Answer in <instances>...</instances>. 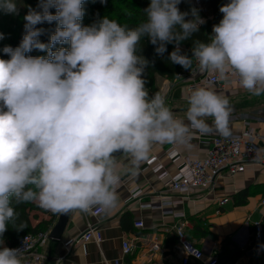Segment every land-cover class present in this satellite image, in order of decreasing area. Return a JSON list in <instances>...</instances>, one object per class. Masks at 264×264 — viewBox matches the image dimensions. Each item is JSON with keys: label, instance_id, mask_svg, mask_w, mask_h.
I'll list each match as a JSON object with an SVG mask.
<instances>
[{"label": "clouds", "instance_id": "1", "mask_svg": "<svg viewBox=\"0 0 264 264\" xmlns=\"http://www.w3.org/2000/svg\"><path fill=\"white\" fill-rule=\"evenodd\" d=\"M181 2L150 0L145 21L134 28L107 16L82 25L85 0H40V11L29 9L22 40L4 46L9 58H0V237L24 203L53 214L115 209L119 153L128 155L127 171L136 175L155 144L190 146L193 130L232 135L230 100L213 89L191 91L187 123L164 95H149L143 78L149 62L138 54L144 37L158 55L174 43L169 59L185 70L231 74L245 91L264 94V0L222 4V19L207 42L194 41L191 57L179 45L206 21L195 8L182 12ZM0 11L17 14L16 0H0ZM45 22H56L48 43L36 27ZM57 44L68 47L53 51ZM34 49L47 55H27ZM21 255L22 249L0 246V264H22Z\"/></svg>", "mask_w": 264, "mask_h": 264}, {"label": "crops", "instance_id": "2", "mask_svg": "<svg viewBox=\"0 0 264 264\" xmlns=\"http://www.w3.org/2000/svg\"><path fill=\"white\" fill-rule=\"evenodd\" d=\"M158 81L161 82V86L158 84L160 93L165 98L170 93L175 99L181 97V89L175 81L169 82L164 79ZM171 84L172 87L177 88L175 90L169 88ZM243 93L249 92L239 88L230 92L231 97L235 98L242 96ZM256 101L259 105L252 111H232L230 128L232 133H239L244 129V119H250L252 127L259 130L258 144L264 148V94L257 96ZM169 108L176 118L187 123L186 117L179 113L175 104ZM206 122L212 124L210 120ZM211 133L218 134L216 131ZM189 144L190 146L167 143L153 145L149 159L139 165L136 175L127 171L132 167L127 154L123 153L116 157L118 168L122 173L120 184L116 189L117 207L109 212L103 210L96 217L85 216L79 211L70 212L60 238L48 239L40 249L44 256V264L69 262L114 264L115 260L122 264H180L181 248L176 243L171 244L174 235L173 226L180 221L176 214L183 215V219L188 223L186 229L188 231L193 230V220L201 219L205 226L207 224V233L192 240L203 251L204 260L213 257L219 251L223 238L227 237L238 248L249 246L245 255L233 264H264V226L260 239L254 238L251 230L253 221H263L262 225H264V206L260 204V200L264 197V167L247 166L242 172L233 176L223 172L206 191H196L191 197L180 199V195L167 191V178L160 179L157 173L153 172L148 161L155 157L168 176L173 175L181 162V157L202 156L208 148L206 142L199 141L195 130L192 132ZM173 149L178 154L176 158L169 156ZM136 190L138 196L131 198L130 195ZM243 190L248 191L245 203L235 205L234 195ZM166 195L175 200L174 203L170 207H159L157 205L159 199ZM221 198H227L228 201L218 206L217 201ZM57 218L58 214L49 227L48 234L52 231ZM86 219L101 233V241L98 244L92 241L77 243V239L86 227ZM136 223H142V226L137 227ZM123 241H129L133 245V251L128 256L122 254ZM151 244L157 245L159 250L149 251ZM219 264H227V262Z\"/></svg>", "mask_w": 264, "mask_h": 264}, {"label": "built area", "instance_id": "3", "mask_svg": "<svg viewBox=\"0 0 264 264\" xmlns=\"http://www.w3.org/2000/svg\"><path fill=\"white\" fill-rule=\"evenodd\" d=\"M194 68L195 62L193 63ZM174 81L181 89L182 99L185 100H187L191 91L197 86L213 89L223 96L228 95L235 88L244 90L239 85L238 77L231 74L220 78L217 73L183 70L176 75ZM250 121V119L245 118L244 129L239 133H232L228 138L219 133L216 135H212V133L202 135L196 131L199 141L206 142L208 148L202 156L185 155L181 157V162L173 175L168 176L155 157L151 158L148 164L151 165L153 172L157 173L160 179L167 178V191L180 195V199H187L196 191H206L223 172L229 176H233L236 173L242 172L247 166L264 167V148L257 141L260 137L258 135L259 130L252 127ZM169 156L174 158L175 156L178 157V154L173 149L169 153ZM136 196H138V190L130 195L131 198ZM159 200V204L157 205L162 208L170 207L175 201L168 195L163 196ZM227 201V198H221L217 201V205L222 206ZM260 204L264 206V197L260 200ZM148 206L150 207V205ZM102 211L103 209L94 208L90 212L84 213V215L96 217ZM176 216L180 221L173 226V232L177 238V244L182 251L180 264H187L189 261L203 259V251L186 240L185 230L188 227V223L183 219V215L176 214ZM251 225L254 237L260 239L262 237L261 222L256 220ZM136 226L141 227L142 223H136ZM48 235V232H39L36 234H26L19 239L13 248L22 249L20 257L22 264H44V256L40 252V249L47 243ZM90 241L98 244L101 241V233L87 220L86 227L77 239V243ZM121 249L122 254L128 256L133 251V245L129 241H123ZM158 250L157 245L151 244L149 251L157 252ZM67 264L75 263L69 262ZM114 264L122 263L115 260ZM203 264H218V261L216 257H209L204 260Z\"/></svg>", "mask_w": 264, "mask_h": 264}, {"label": "trees", "instance_id": "4", "mask_svg": "<svg viewBox=\"0 0 264 264\" xmlns=\"http://www.w3.org/2000/svg\"><path fill=\"white\" fill-rule=\"evenodd\" d=\"M187 1L190 5L182 12H190L194 8L193 2L199 3L204 11L197 9L199 15L206 21L200 26L198 32L194 33L189 39L182 41L179 45L181 53L186 54L189 57L192 56V48L194 41L200 40L207 42L212 35L213 25L218 24L222 19V13L219 8L222 4H225L228 0H182L178 6L182 9L183 2ZM192 3H190V2ZM40 0H21L20 7L17 14H6L0 11V33L4 34V39L0 40V58L8 59L9 57L3 53L2 49L6 45H10L13 48L17 47L23 38L25 33V15L29 9L40 11ZM150 0H106V3L102 4L100 0H85L83 5L85 9L84 17L81 21L82 25L90 26L97 22L99 19L107 16L110 19L117 20L121 25H127L129 28L138 26L141 22L145 21L146 16L143 12L148 7ZM50 11L54 14L56 9L51 8ZM191 15L187 19H191ZM36 27L43 29L42 35L39 40L43 43H48L50 36L54 33L56 28V22L39 24ZM59 47L67 48L68 45L57 44L53 51ZM138 54L146 58L149 62L148 67L144 72V79L146 80V87L149 95L159 92L158 80L164 79L169 82H174L176 75L185 70L182 66L174 64L169 59L170 53L175 49L174 43L166 45V52L163 55H158L155 51L156 46L153 45L147 37L141 40ZM27 55L31 56H46V51L33 50ZM248 197V191L243 190L234 195L235 205H243ZM15 206V205H14ZM16 207V211L19 213V217L15 222V225L9 223L8 230L0 237V246H7L13 248L19 239L26 234H36L39 232H48L56 214L51 213L36 203H24ZM192 222V220H191ZM261 222V221H260ZM263 221L261 222L262 225ZM16 226H22L23 229L17 230ZM262 225V234H263ZM207 224L205 226L201 219L193 220V230L185 231L186 240L192 243L195 247L199 248L192 240L200 238V235L207 233ZM252 233L253 228L251 227ZM253 235V234H252ZM254 237V235H253ZM255 238V237H254ZM171 244H177V238L175 234L172 236ZM249 246L245 248H238L235 246L229 238L224 237L218 252L213 257H216L218 264L220 262L227 264L235 263L239 258L245 255ZM204 258L200 260L189 261L187 264H203ZM168 264V263H162Z\"/></svg>", "mask_w": 264, "mask_h": 264}, {"label": "rangeland", "instance_id": "5", "mask_svg": "<svg viewBox=\"0 0 264 264\" xmlns=\"http://www.w3.org/2000/svg\"><path fill=\"white\" fill-rule=\"evenodd\" d=\"M20 2L21 0H16V4H17V8L19 9L20 7ZM190 2V1H189ZM192 3V2H190ZM194 8L200 9L202 11L203 8L201 7V5L199 3H192ZM189 3L187 1L183 2V6L182 9H180L181 11H184V9L187 10V8L189 7ZM204 13H206V11H204ZM204 19V18H203ZM159 85L161 84L160 81H158ZM161 86V85H160ZM172 87V84L169 85V88ZM177 87H172L173 90H175ZM247 92V91H245ZM229 95V96H228ZM228 95H226V97L230 100V103L232 105L233 110H247V111H252L253 109L257 108V106L259 105L257 103V96L252 95L251 93H243L242 96L239 97H231V94L229 93ZM179 96V95H178ZM242 100V102H240ZM166 104L167 106H171L172 104H175L178 107L179 113L182 114L183 117H186V111L188 108V103L187 100L182 99L181 97L175 99L174 97H172V94L170 93L167 97H166ZM256 111V110H255ZM253 111V112H255ZM255 113H253L254 115ZM206 120H210L212 121V118H206Z\"/></svg>", "mask_w": 264, "mask_h": 264}, {"label": "water", "instance_id": "6", "mask_svg": "<svg viewBox=\"0 0 264 264\" xmlns=\"http://www.w3.org/2000/svg\"><path fill=\"white\" fill-rule=\"evenodd\" d=\"M123 153H119L117 154L116 157H118L119 155H121ZM69 214H58V218H57V221L52 229V231L49 233L48 235V239H59L63 230H64V227L67 223V220H68V217H69Z\"/></svg>", "mask_w": 264, "mask_h": 264}]
</instances>
